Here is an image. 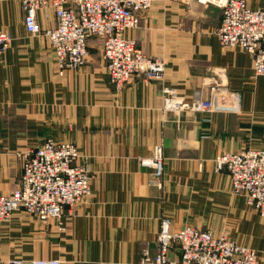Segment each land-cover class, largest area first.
<instances>
[{
    "label": "crops",
    "instance_id": "1",
    "mask_svg": "<svg viewBox=\"0 0 264 264\" xmlns=\"http://www.w3.org/2000/svg\"><path fill=\"white\" fill-rule=\"evenodd\" d=\"M264 10V0H247ZM20 0H0V31L11 42L0 57V192L11 194L22 174L16 153L49 138L74 142L92 170V195L61 219L45 223L21 211L0 224V264H141L143 249L157 253L164 218L225 235L256 250L264 264V219L233 194L215 160L227 152L264 148V76L240 49L215 35L222 12L197 0H154L127 36L165 63L162 81L134 76L119 89L109 81L102 41L89 40L87 63L59 72L43 35L31 36ZM43 28L54 12H39ZM164 87L187 102L208 101L221 111L164 109ZM162 145V188L140 164ZM170 259L179 262L173 249Z\"/></svg>",
    "mask_w": 264,
    "mask_h": 264
},
{
    "label": "built area",
    "instance_id": "2",
    "mask_svg": "<svg viewBox=\"0 0 264 264\" xmlns=\"http://www.w3.org/2000/svg\"><path fill=\"white\" fill-rule=\"evenodd\" d=\"M24 25L31 36L43 35L55 55L60 73L75 70L87 63L89 40L102 41V59L110 83L123 88L134 76L147 81H162L165 63L145 54L137 41L126 35L139 26L140 14L149 11L154 0H20ZM213 5L222 12L215 35L223 47L240 48L253 56L256 76H264V10L253 9L247 0H197ZM52 11L56 24L43 28L39 12ZM11 37L0 31V57ZM164 109L221 111L220 98L213 90L208 101L187 102L170 87H164ZM22 174L11 194L0 192V224L11 220L15 212H24L40 222L61 219L64 210L73 208L92 195V170L80 164L81 153L74 142L49 138L41 144L16 153ZM140 164L153 169L152 183L162 188L164 156L162 145L154 148L152 158ZM218 170H225L233 194L242 195L247 204L264 219V148H247L227 152L215 160ZM157 253L151 256L143 249L141 264H258L256 250L241 245L225 235L184 226L171 229L164 218L156 240ZM173 249L179 251V262L170 259ZM15 264H22L16 261ZM32 264H61L59 260H35Z\"/></svg>",
    "mask_w": 264,
    "mask_h": 264
}]
</instances>
